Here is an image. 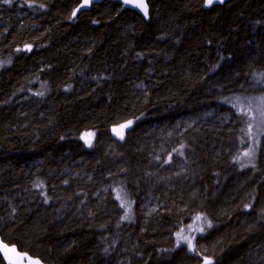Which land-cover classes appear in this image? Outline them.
<instances>
[{"label":"trees","instance_id":"16d2710c","mask_svg":"<svg viewBox=\"0 0 264 264\" xmlns=\"http://www.w3.org/2000/svg\"><path fill=\"white\" fill-rule=\"evenodd\" d=\"M82 1L0 0L3 240L48 264H264V136L246 166L225 103L262 90L264 0H148L149 20L118 1L74 18ZM216 108L231 121L162 149Z\"/></svg>","mask_w":264,"mask_h":264},{"label":"rangeland","instance_id":"374dc122","mask_svg":"<svg viewBox=\"0 0 264 264\" xmlns=\"http://www.w3.org/2000/svg\"><path fill=\"white\" fill-rule=\"evenodd\" d=\"M255 86L262 87V90H252L242 94L230 96L225 99V103L230 107L243 114L247 125V145L248 148L241 155V162L246 166L248 164L255 163L261 150L262 138L264 136V73H258L253 81ZM145 87V86H143ZM232 115L230 113L223 112L220 108L211 109L205 112L201 116H197L194 119L181 120L177 126L167 134V142L161 143V147L164 150V146L167 150L174 151L177 146L174 145L173 139L181 137L188 130L197 129L201 125L209 123L212 120L219 121L221 123H229ZM236 124V122H235ZM131 127V124H124L119 131L126 132ZM161 140L162 136L158 135ZM162 142V141H161ZM169 157L168 162H170ZM161 165V163H158ZM105 193H108L110 188H103ZM121 203L125 209V221L131 222L136 218L135 204L134 201L127 199L126 195L121 196ZM147 206H151L147 204ZM147 206H144L147 209ZM148 213V212H147Z\"/></svg>","mask_w":264,"mask_h":264},{"label":"water","instance_id":"95a60500","mask_svg":"<svg viewBox=\"0 0 264 264\" xmlns=\"http://www.w3.org/2000/svg\"><path fill=\"white\" fill-rule=\"evenodd\" d=\"M105 1H118L122 4L124 9L135 10L140 13L146 20L150 19V5L148 0H142L143 4L146 5L147 15L145 12L136 7V4L141 3V0H129V3H125V0H89V3L85 4V0H83L80 5L75 9L73 17L77 18V16L83 11H89L96 4H102ZM231 0H212V3L209 4L208 0H206V6L208 8H212L216 5H224L225 3ZM83 5V6H82ZM0 255L3 258L5 264H48L41 260L40 258L31 256L29 253L22 252L16 245H10L5 242L0 235Z\"/></svg>","mask_w":264,"mask_h":264},{"label":"snow or ice","instance_id":"6c2138e0","mask_svg":"<svg viewBox=\"0 0 264 264\" xmlns=\"http://www.w3.org/2000/svg\"><path fill=\"white\" fill-rule=\"evenodd\" d=\"M4 2L10 3V0H4ZM208 2H209V4H211L212 0H208ZM221 2H222V0H221ZM87 3H89V0H85V4H87ZM125 3L126 4L129 3V0H125ZM135 6L141 8L145 12V15H147L146 5L143 4L142 0H141V3L136 4ZM205 264H211V261H205Z\"/></svg>","mask_w":264,"mask_h":264}]
</instances>
